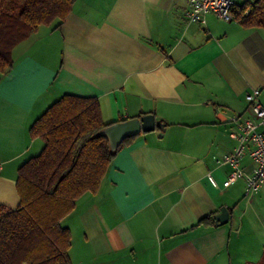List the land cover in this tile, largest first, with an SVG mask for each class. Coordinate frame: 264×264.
I'll return each mask as SVG.
<instances>
[{"label":"crops","instance_id":"1","mask_svg":"<svg viewBox=\"0 0 264 264\" xmlns=\"http://www.w3.org/2000/svg\"><path fill=\"white\" fill-rule=\"evenodd\" d=\"M22 2L0 0L12 12ZM186 7L74 0L59 26L15 44L0 72V206L17 207V169L43 147L30 126L65 94L95 99L105 123L152 113L165 124L119 148L64 218L72 264H264V183L251 197L244 179L223 188L230 168L214 160L254 118L247 95L257 89L264 104V27L213 13L189 21ZM241 167L251 171L247 155ZM220 207L227 223H198Z\"/></svg>","mask_w":264,"mask_h":264},{"label":"trees","instance_id":"2","mask_svg":"<svg viewBox=\"0 0 264 264\" xmlns=\"http://www.w3.org/2000/svg\"><path fill=\"white\" fill-rule=\"evenodd\" d=\"M17 11L0 4V72L12 65V47L41 24L57 27L74 0H22ZM248 8L247 14L244 10ZM233 18L246 26L264 27V0L236 5ZM112 122L101 119L95 99L65 94L50 104L30 126L43 140L40 152L17 169L19 203L0 206V264H72L71 237L63 220L86 192H96L116 151L100 131ZM213 221L210 215L198 223Z\"/></svg>","mask_w":264,"mask_h":264},{"label":"built area","instance_id":"3","mask_svg":"<svg viewBox=\"0 0 264 264\" xmlns=\"http://www.w3.org/2000/svg\"><path fill=\"white\" fill-rule=\"evenodd\" d=\"M242 1L250 4L255 0ZM235 6L236 0H187L185 16L189 21L205 23L206 14L213 13L224 21H230L233 19ZM247 12L248 8L244 10L245 14ZM257 94L258 90L255 89L247 95L254 118H244L237 124V128L230 132L231 138L236 143L232 151L214 159L218 166L228 165L230 168L221 187L227 188L236 181L244 179L246 197L255 195L264 183V104L256 100ZM246 155L252 164L250 172H246L241 167V161ZM207 176L214 187H220L210 173Z\"/></svg>","mask_w":264,"mask_h":264},{"label":"water","instance_id":"4","mask_svg":"<svg viewBox=\"0 0 264 264\" xmlns=\"http://www.w3.org/2000/svg\"><path fill=\"white\" fill-rule=\"evenodd\" d=\"M164 126V122L155 119L152 113H148L107 125L100 131V134L107 137L110 150L114 151L126 137L151 131L156 127L161 130L159 134L161 136L164 131ZM228 218L229 212L225 207H220L219 212L213 215L214 222L218 225L227 223Z\"/></svg>","mask_w":264,"mask_h":264}]
</instances>
